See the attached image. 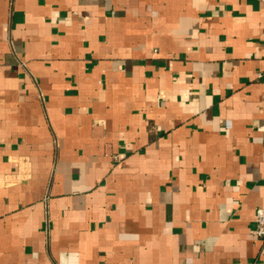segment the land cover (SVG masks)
<instances>
[{
  "label": "crops",
  "instance_id": "1",
  "mask_svg": "<svg viewBox=\"0 0 264 264\" xmlns=\"http://www.w3.org/2000/svg\"><path fill=\"white\" fill-rule=\"evenodd\" d=\"M264 0H0V264H264Z\"/></svg>",
  "mask_w": 264,
  "mask_h": 264
},
{
  "label": "built area",
  "instance_id": "2",
  "mask_svg": "<svg viewBox=\"0 0 264 264\" xmlns=\"http://www.w3.org/2000/svg\"><path fill=\"white\" fill-rule=\"evenodd\" d=\"M254 234L262 241L264 246V208L256 211V228Z\"/></svg>",
  "mask_w": 264,
  "mask_h": 264
}]
</instances>
